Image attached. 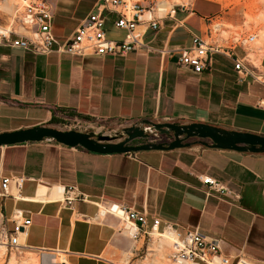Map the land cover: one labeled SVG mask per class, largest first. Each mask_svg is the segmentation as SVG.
I'll return each mask as SVG.
<instances>
[{"label": "crops", "instance_id": "obj_1", "mask_svg": "<svg viewBox=\"0 0 264 264\" xmlns=\"http://www.w3.org/2000/svg\"><path fill=\"white\" fill-rule=\"evenodd\" d=\"M97 1L55 0L52 32L59 43L95 12ZM212 7L194 1L171 9L156 30L143 23L145 48L125 57L38 56L1 42L0 134L62 129L70 121L98 132L151 121L204 123L264 136V86L251 78L239 81L223 54H214L199 74L178 64L194 36L205 38ZM104 17L109 40L121 41L114 17ZM235 54L242 58L244 51L237 48ZM261 59L264 69V48ZM52 118L60 124L50 125ZM11 177L22 180L19 192L9 187L21 199L0 198V235L13 232V212L21 211L31 224L20 253L36 264H131L146 237H128L124 222L103 209L111 205L146 213L148 227L158 218L159 230L169 224L181 234L198 231L217 240L231 264L241 255L264 264L263 154L194 145L99 155L43 141L0 147V179ZM200 177L225 185L239 200L207 197ZM69 189L86 200L67 207ZM9 258L5 251L3 264Z\"/></svg>", "mask_w": 264, "mask_h": 264}, {"label": "built area", "instance_id": "obj_2", "mask_svg": "<svg viewBox=\"0 0 264 264\" xmlns=\"http://www.w3.org/2000/svg\"><path fill=\"white\" fill-rule=\"evenodd\" d=\"M9 1L15 2V19L10 24L12 27L10 31L4 33L0 31V43L4 42L12 49L38 56H47L56 52L79 58L90 56L125 57L131 52L145 48L143 32L139 30L140 25L143 23L150 24V28L156 30L157 21L162 18L154 16L147 20L144 19L145 14L153 13L155 7H144L136 0H98L95 4V12L84 19L65 42L59 43L52 32L53 7H55L52 0H0V4ZM105 13L114 17V29L124 35L121 41L109 40ZM13 24H18L23 31H16ZM213 31L206 28L205 38L194 36L191 47L182 51L178 64L199 74L209 67L211 57L214 54H223L233 62L239 81L251 78L254 83L264 86L262 59L257 64L249 58L251 53L249 48L254 44L257 37L249 35L244 38L232 39L233 45L223 48L207 42L212 38ZM54 46L57 47L55 51L53 50ZM237 48L244 51L242 58L236 56ZM143 132L150 136L152 142L160 140L158 133L152 127H143ZM46 141L55 143L51 140ZM199 179L206 187L204 193L207 197L213 196L219 201L227 203L230 201V204L240 198L238 193L212 178L200 177ZM10 185H14V188L19 192L22 187V180L13 177L0 179V198L20 200L19 194L12 196L9 193ZM73 194L74 190L69 189L63 201L67 207H72L79 198L80 201L86 200L84 196L73 197ZM107 210L129 225L131 230H134V239L140 236L150 239L154 232L168 237L172 242L171 252L168 256L171 264H231V260L221 254L218 241L209 239L198 231H188L181 234L169 224L159 230L160 219H152V225L148 227L146 213H138L119 205H111ZM12 217L15 221L13 232L8 236L3 235V232L0 235V248L4 247L10 257L12 254L20 253V249L23 248L22 240L26 235V228L31 224L29 219H22V212L19 210H14ZM235 264L259 263L241 255Z\"/></svg>", "mask_w": 264, "mask_h": 264}, {"label": "water", "instance_id": "obj_3", "mask_svg": "<svg viewBox=\"0 0 264 264\" xmlns=\"http://www.w3.org/2000/svg\"><path fill=\"white\" fill-rule=\"evenodd\" d=\"M145 126L152 127L158 133L160 140L150 141V136L143 132ZM46 140L68 148L80 147L99 155L167 152L187 149L194 145L222 151L264 155V136L262 135L228 130L204 123L180 125L151 121H140L132 126L124 127L114 136L94 132L63 131L53 127H35L0 134V147L40 143Z\"/></svg>", "mask_w": 264, "mask_h": 264}, {"label": "rangeland", "instance_id": "obj_4", "mask_svg": "<svg viewBox=\"0 0 264 264\" xmlns=\"http://www.w3.org/2000/svg\"><path fill=\"white\" fill-rule=\"evenodd\" d=\"M53 3L55 0H52ZM139 1L141 5L144 7H157L160 2L165 1L169 4L167 8V12L163 14H167L172 7H189L194 1H201L205 3L211 4L213 7V11L210 13L209 26L207 29H211L213 31L216 25L222 26L221 32H233L236 34L227 35L222 37L221 32L212 33V38L207 40L208 43L217 44L220 47L227 48L233 45L232 39L244 38L249 35H255L259 38L260 34L264 32V20L262 16H264V0H136ZM251 7H258L255 9L253 13H250L249 9ZM205 9L206 7H202ZM6 14V13H5ZM7 15V14H6ZM160 17V16H159ZM161 18V17H160ZM9 23L8 16H5L0 12V27H3ZM205 28V31H206ZM254 44L250 46L251 53L254 52ZM250 53V54H251ZM63 131L73 130L82 133L94 132L96 134L114 136L116 133L121 131L120 128L113 129L112 131H96L89 129L85 126V124L70 121L65 127L62 129ZM150 244V239L146 238L144 250L140 253L138 257L134 259L131 264H141L145 257L147 256V248ZM169 251H167L166 257H168ZM8 262V261H7ZM6 262V264H8ZM3 264V260L0 262Z\"/></svg>", "mask_w": 264, "mask_h": 264}, {"label": "bare ground", "instance_id": "obj_5", "mask_svg": "<svg viewBox=\"0 0 264 264\" xmlns=\"http://www.w3.org/2000/svg\"><path fill=\"white\" fill-rule=\"evenodd\" d=\"M169 4L166 3L165 1L160 2V4L154 8L153 13L149 14L146 13L144 16V19H149L150 17H162L167 12V8H168ZM255 9H258V7H251L249 9L250 13H253V11H255ZM15 2L13 1H9L6 3H2L0 4V12H2L5 16H8V20L9 23L6 24L3 29H1L0 27V31L1 32H6V31H10V29H12V27L10 26L11 23L14 22L15 19ZM7 15H6V14ZM262 19L264 20V16H262ZM13 27L16 31L18 32H22L23 29L17 24L14 25ZM222 26L220 25H216L214 27V32H221L222 31ZM222 37L232 34H236V33H226V32H221ZM254 52H252L251 54H249V58L254 62L259 64L261 57H262V53H263V48H264V32H262L259 36V38L256 39V41L254 42ZM103 209H105L107 211L106 208L103 207ZM102 209V210H103ZM103 213V212H102ZM122 228L123 230L126 232V234L128 235V237H132L134 235V230H131L129 225H127L126 223L122 224ZM171 240L164 236V235H160L159 233H152L150 236V244L148 245L147 248V256L145 257L144 261L141 264H171L168 257H166L167 255V251H169V254L171 252ZM5 255V248L1 247L0 248V260L2 261ZM169 256V255H168ZM0 261V262H1ZM8 264H36L33 260H30L27 255L24 254H12V256L9 258Z\"/></svg>", "mask_w": 264, "mask_h": 264}, {"label": "trees", "instance_id": "obj_6", "mask_svg": "<svg viewBox=\"0 0 264 264\" xmlns=\"http://www.w3.org/2000/svg\"><path fill=\"white\" fill-rule=\"evenodd\" d=\"M83 120L88 121V119L83 118ZM60 124V121H57L56 119L52 118L50 121V125H58Z\"/></svg>", "mask_w": 264, "mask_h": 264}]
</instances>
